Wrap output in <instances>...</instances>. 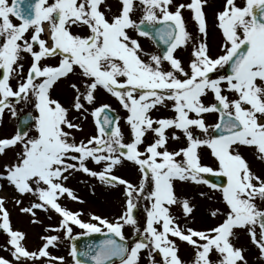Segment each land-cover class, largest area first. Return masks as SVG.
I'll return each mask as SVG.
<instances>
[{"label":"snow or ice","instance_id":"obj_1","mask_svg":"<svg viewBox=\"0 0 264 264\" xmlns=\"http://www.w3.org/2000/svg\"><path fill=\"white\" fill-rule=\"evenodd\" d=\"M214 3L0 0V264H264V0Z\"/></svg>","mask_w":264,"mask_h":264},{"label":"rangeland","instance_id":"obj_2","mask_svg":"<svg viewBox=\"0 0 264 264\" xmlns=\"http://www.w3.org/2000/svg\"><path fill=\"white\" fill-rule=\"evenodd\" d=\"M238 2H239V0H238ZM218 3H219V0H215L213 8H210L207 10L208 11V22L210 25L209 40H210V43L213 44V51L214 52H215V44L218 42L219 33L214 28H212L211 25L213 23V12H214V9ZM189 30L195 31L194 24H189ZM141 43L146 48L151 47L153 50H158L154 46V44L147 39L141 38ZM180 55H182L185 59H187L189 52L183 51L180 53ZM54 95H62L61 89L57 88ZM111 103H112L113 107L119 109L118 103L114 99L111 100ZM14 123H15L14 121H9L8 118L5 117V131H11L13 126H14ZM89 204L91 205L93 210L97 211L98 213H102V214H106V215H110L112 213V211L115 210L114 197H108L107 202H105L103 199H100V198L90 199ZM74 207H81V206L80 205H74ZM9 209H10V211H12V220H13L14 226L28 229V233H29L28 234V246L30 248H35L39 244L38 234H39L40 229L37 227H29L27 224L28 218L23 217V216H19L18 213L16 212V210L14 208H12L11 205H9ZM141 215H142V213H141ZM197 218L199 220L205 219L204 213H203V206L201 207L200 212L197 214ZM77 231H79V230L77 229ZM4 239H5L4 236H0V244H2L4 242ZM68 247H69V242L65 241L62 244L61 250L59 253H61L62 255L66 254ZM0 254L7 255L6 253H0ZM181 254H183V256H185V257L190 256L191 250L188 249L187 251H185L182 249Z\"/></svg>","mask_w":264,"mask_h":264},{"label":"water","instance_id":"obj_3","mask_svg":"<svg viewBox=\"0 0 264 264\" xmlns=\"http://www.w3.org/2000/svg\"><path fill=\"white\" fill-rule=\"evenodd\" d=\"M103 237L100 234H92L90 237H82L79 241H77L78 244L84 243L85 240L91 239V240H99Z\"/></svg>","mask_w":264,"mask_h":264},{"label":"flooded vegetation","instance_id":"obj_4","mask_svg":"<svg viewBox=\"0 0 264 264\" xmlns=\"http://www.w3.org/2000/svg\"><path fill=\"white\" fill-rule=\"evenodd\" d=\"M59 254H61V253H59Z\"/></svg>","mask_w":264,"mask_h":264}]
</instances>
